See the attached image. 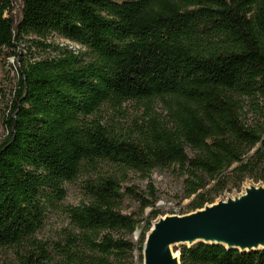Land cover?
<instances>
[{"label":"trees","instance_id":"16d2710c","mask_svg":"<svg viewBox=\"0 0 264 264\" xmlns=\"http://www.w3.org/2000/svg\"><path fill=\"white\" fill-rule=\"evenodd\" d=\"M24 35L74 46L44 43L50 55L25 59ZM0 49L17 59L0 141L12 264H136L164 214L156 170L173 169L188 212L264 184V0H0ZM132 100L142 124L107 116ZM78 179L82 199L68 204ZM53 208L67 224L50 243L37 234ZM174 250L181 264H264V248Z\"/></svg>","mask_w":264,"mask_h":264},{"label":"water","instance_id":"95a60500","mask_svg":"<svg viewBox=\"0 0 264 264\" xmlns=\"http://www.w3.org/2000/svg\"><path fill=\"white\" fill-rule=\"evenodd\" d=\"M155 226V227H154ZM146 236L144 264H181L178 244L215 243L241 251L264 248V185L184 215L158 220ZM141 232L136 231L138 240ZM177 256V257H176Z\"/></svg>","mask_w":264,"mask_h":264},{"label":"rangeland","instance_id":"374dc122","mask_svg":"<svg viewBox=\"0 0 264 264\" xmlns=\"http://www.w3.org/2000/svg\"><path fill=\"white\" fill-rule=\"evenodd\" d=\"M61 43V44H72L71 42L61 38L57 35H51L48 39H42L36 35H24L19 50L24 53L25 59H39L48 56L52 53L51 48H46L44 43ZM74 46V44H72ZM83 50V49H82ZM17 59L14 56H7L4 50L0 49V141L6 134V128L3 124V109L6 103L11 98V91L15 84L17 70L15 68ZM161 101H154L152 107L156 114L165 115L166 110ZM146 111L145 105L142 102L132 100L126 103L122 109L121 114H114L113 110L109 112V117L117 118L120 124L124 126H133L137 121L139 124L144 122L142 116ZM132 183L137 184L141 188H146L147 181L138 178L137 175H132ZM151 180L155 184L159 191L160 200L157 203L158 208L164 213L153 221L154 224L163 217L170 215H184L189 214L187 203L188 200L181 201L180 196L182 194V183L178 178L173 169L168 170H156ZM130 184V182H129ZM261 186L263 183H254L247 181L242 188L241 192L227 193L224 196L218 198L216 202L221 200H228L229 198H235L246 193L247 189L251 186ZM67 196L65 202L68 204H78L82 199V179L75 180L74 182L66 184ZM128 206H131L130 204ZM131 208H134L132 206ZM128 208L127 210H131ZM193 212V211H192ZM67 224L65 215L59 208H53L48 212L47 218L43 227L39 230L37 236L39 239L45 242L54 243L62 228ZM144 226V224H143ZM151 227V228H152ZM142 228L138 231L141 232ZM135 237V236H134ZM188 245V244H187ZM178 247L181 244L177 245ZM179 252V251H177ZM13 254L10 250L0 249V264H12ZM136 264H144L143 258L137 254Z\"/></svg>","mask_w":264,"mask_h":264},{"label":"bare ground","instance_id":"6f19581e","mask_svg":"<svg viewBox=\"0 0 264 264\" xmlns=\"http://www.w3.org/2000/svg\"><path fill=\"white\" fill-rule=\"evenodd\" d=\"M155 227V226H154ZM177 257V256H176Z\"/></svg>","mask_w":264,"mask_h":264}]
</instances>
